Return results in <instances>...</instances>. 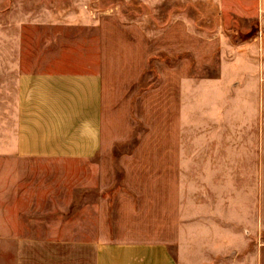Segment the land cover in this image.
Listing matches in <instances>:
<instances>
[{
  "label": "crops",
  "instance_id": "1",
  "mask_svg": "<svg viewBox=\"0 0 264 264\" xmlns=\"http://www.w3.org/2000/svg\"><path fill=\"white\" fill-rule=\"evenodd\" d=\"M130 2L0 0V247L264 264V0ZM158 55L175 60L141 92ZM134 118L143 141L122 150Z\"/></svg>",
  "mask_w": 264,
  "mask_h": 264
},
{
  "label": "rangeland",
  "instance_id": "2",
  "mask_svg": "<svg viewBox=\"0 0 264 264\" xmlns=\"http://www.w3.org/2000/svg\"><path fill=\"white\" fill-rule=\"evenodd\" d=\"M40 1L45 2L47 6L53 7L59 1L68 3L70 0H40ZM78 1L87 2V6L91 10H93L95 13L111 12V13L117 14L118 12L121 11V12H125L126 14L132 11L131 8L127 7L128 1H131L130 3H133L132 1H135V0H78ZM124 2H126V8H124V4H123ZM138 10H143V9L140 8ZM173 10H181V7L179 6L177 8L174 7ZM184 10H186L190 14V16L194 17L197 20L199 19L198 17L199 15L197 13L199 9L195 6L193 2H190V7ZM158 13H159L158 27H162L164 26L163 24H165L162 21L165 20L166 9L165 8L159 9ZM199 24L201 25V23ZM165 60L167 62H174L175 59L169 60L166 56H160V55L152 58V60L150 61L151 69L143 73V77L141 79V86H140L141 89H139L141 92L144 91L145 88H147L146 87L147 84L155 82V80L157 79V75H158L155 71V65L158 62H162ZM191 61H193L192 58H191ZM198 72L201 73V71H198ZM133 126H134V131H133V134L129 137V139L121 141V142H117L118 144L122 146V150L128 149V146L130 144L138 143L141 140L143 141V135L141 134L144 132L145 126L143 125V123H140L136 118H134L133 120ZM0 264H14V248L0 247Z\"/></svg>",
  "mask_w": 264,
  "mask_h": 264
}]
</instances>
